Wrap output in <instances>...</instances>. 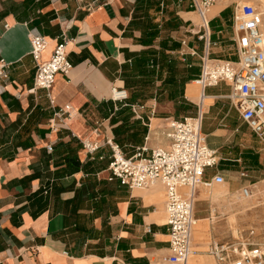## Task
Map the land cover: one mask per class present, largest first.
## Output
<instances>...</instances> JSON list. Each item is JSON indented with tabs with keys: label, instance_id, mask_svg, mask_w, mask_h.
<instances>
[{
	"label": "crops",
	"instance_id": "crops-1",
	"mask_svg": "<svg viewBox=\"0 0 264 264\" xmlns=\"http://www.w3.org/2000/svg\"><path fill=\"white\" fill-rule=\"evenodd\" d=\"M151 3L146 9L139 0H0V64L7 73L0 75V264H152L169 254L164 186L130 189L111 177L106 138L127 156L143 147L148 155L166 147L168 119L200 112L219 159L207 179L218 172L226 182L253 156L260 163L229 86L202 89L195 82L204 55L237 60L232 2L216 1L206 26L191 0ZM147 15L160 28L151 42L140 40L145 29L135 24ZM171 17L178 27L163 30ZM31 29L47 40L40 61L63 41L72 64L48 91L32 90ZM114 86L127 99L113 101ZM66 107L69 114L57 119ZM86 141L99 146L92 155ZM199 210L195 203L203 221ZM231 239L192 238L196 253L187 264H217L208 249Z\"/></svg>",
	"mask_w": 264,
	"mask_h": 264
},
{
	"label": "built area",
	"instance_id": "built-area-1",
	"mask_svg": "<svg viewBox=\"0 0 264 264\" xmlns=\"http://www.w3.org/2000/svg\"><path fill=\"white\" fill-rule=\"evenodd\" d=\"M218 0H191L193 9L205 20V13ZM90 8V6H89ZM262 13L248 2L236 3L233 14L234 42L237 60H214L201 57V72L196 79L202 89L224 83L229 86L228 99L239 113L241 121L255 137L264 142V27ZM30 54L35 63L34 89L48 91L58 73L67 74L72 67L65 43H57L47 60L40 61L47 45L46 38L37 30L29 31ZM5 64H0V75L7 77ZM111 99L122 102L127 99L123 88L112 87ZM70 112L69 107L55 112L60 117ZM166 147H156L145 155L143 147L132 155H125L111 138L105 144L110 148L108 169L130 189H147L156 184L165 188L164 207L167 215L169 254L152 264H187L196 253L193 247V229L197 218L195 203L199 186L224 182L215 172L209 179L206 172L217 168V151L211 149L202 133V115L180 119L170 118L163 130ZM97 143L83 142L87 153L93 154ZM52 151V146L47 145ZM240 177H247L241 170ZM241 195L251 194L249 185L240 188ZM252 234V233H251ZM209 255L217 264H264V242L239 236L212 245Z\"/></svg>",
	"mask_w": 264,
	"mask_h": 264
},
{
	"label": "rangeland",
	"instance_id": "rangeland-1",
	"mask_svg": "<svg viewBox=\"0 0 264 264\" xmlns=\"http://www.w3.org/2000/svg\"><path fill=\"white\" fill-rule=\"evenodd\" d=\"M229 1L233 6L243 2L253 4L262 13L264 23V0ZM198 20L202 24L199 17ZM193 86L198 89L196 83ZM206 91H210V88ZM246 130L247 140L256 151L260 163L255 158H249L245 162L242 160L237 171L225 178L230 186L226 182L209 187L200 186L202 195L196 196V214L202 215L201 209L208 218H204L201 223L198 219L200 227L197 226L194 231V241L208 242L211 236L218 240L231 239L241 233L249 240L264 242V142L259 141L247 127ZM241 167L247 171V177L239 176ZM244 185H249L251 194L248 198L239 199L240 188Z\"/></svg>",
	"mask_w": 264,
	"mask_h": 264
},
{
	"label": "trees",
	"instance_id": "trees-1",
	"mask_svg": "<svg viewBox=\"0 0 264 264\" xmlns=\"http://www.w3.org/2000/svg\"><path fill=\"white\" fill-rule=\"evenodd\" d=\"M140 2L142 3H145L146 5V9H148L149 7H151L152 3H151V0H139ZM135 24L137 26H142L144 29H145V38H140L141 41H144V42H151L155 37L158 36V33H159V30L160 28L158 27V24L157 23H154L153 20L151 18H149V15H147V20L145 22H141V21H135ZM179 25V21L177 18L175 17H171L170 19L164 21L162 23V29L163 30H168V29H171V28H176L178 27ZM161 45L164 46L165 43L164 41L161 42ZM191 79V78H188V80ZM182 86L183 85H178L177 89H176V92L179 94L181 92V89H182ZM172 95L174 94V87H172ZM115 135H119L120 132L117 131V129H115ZM118 141V140H117ZM252 158H255V156H253ZM256 159V158H255ZM69 164H71V166L73 168H76V166L73 165V162H69Z\"/></svg>",
	"mask_w": 264,
	"mask_h": 264
},
{
	"label": "bare ground",
	"instance_id": "bare-ground-1",
	"mask_svg": "<svg viewBox=\"0 0 264 264\" xmlns=\"http://www.w3.org/2000/svg\"><path fill=\"white\" fill-rule=\"evenodd\" d=\"M219 1V0H218ZM210 9V8H209ZM208 9V10H209ZM207 13H208V11L205 13V20L207 21ZM200 19H201V21H202V24L204 25V26H206V23H205V21L203 20V18H201L200 17ZM262 26L264 27V23H263V21H262ZM197 84H198V82L197 81H195ZM192 85H194V83H192ZM199 85V84H198ZM200 86V85H199ZM201 87V86H200ZM199 189H201V187L199 186ZM239 196H238V198L239 199H243V198H248L250 195H248V196H241L240 194H238ZM201 219H199V223H201ZM197 222H198V219H197V221H196V224H195V226H194V229H193V234H194V231H195V229H196V227L198 226V224H197ZM198 227H200V224H199V226Z\"/></svg>",
	"mask_w": 264,
	"mask_h": 264
}]
</instances>
